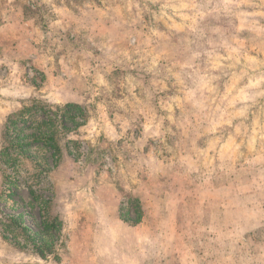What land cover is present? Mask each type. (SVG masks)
Here are the masks:
<instances>
[{"label":"rangeland","instance_id":"obj_1","mask_svg":"<svg viewBox=\"0 0 264 264\" xmlns=\"http://www.w3.org/2000/svg\"><path fill=\"white\" fill-rule=\"evenodd\" d=\"M0 264H264V0H0Z\"/></svg>","mask_w":264,"mask_h":264},{"label":"trees","instance_id":"obj_2","mask_svg":"<svg viewBox=\"0 0 264 264\" xmlns=\"http://www.w3.org/2000/svg\"><path fill=\"white\" fill-rule=\"evenodd\" d=\"M72 106L74 107H78L77 105L75 104H72ZM136 203H135V206H136V212H137V219L136 221H139L141 219V215H142V211H141V206L139 204V201L138 199L135 200ZM43 210V213H44V209H45V206L41 208ZM46 211L45 213L43 214L44 216V219L42 220V227H43V231H40V232H37L35 233L36 235V238L33 239L34 241V245L36 247V250L41 252L42 249H44L48 244L49 242L51 241V237L53 236V234L51 233L52 232V229L54 228H57L58 227V230H56L57 232H59V221L58 220H55L54 219H51L50 217H46ZM123 218L126 220L128 218H126L125 216H123ZM49 238V239H48Z\"/></svg>","mask_w":264,"mask_h":264}]
</instances>
